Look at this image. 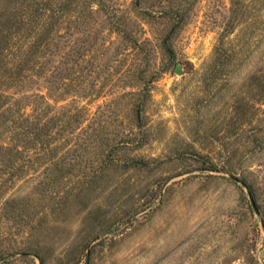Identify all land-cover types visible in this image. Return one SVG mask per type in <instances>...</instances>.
Returning a JSON list of instances; mask_svg holds the SVG:
<instances>
[{
    "label": "rangeland",
    "instance_id": "1",
    "mask_svg": "<svg viewBox=\"0 0 264 264\" xmlns=\"http://www.w3.org/2000/svg\"><path fill=\"white\" fill-rule=\"evenodd\" d=\"M0 43V264H264V0H0Z\"/></svg>",
    "mask_w": 264,
    "mask_h": 264
},
{
    "label": "trees",
    "instance_id": "2",
    "mask_svg": "<svg viewBox=\"0 0 264 264\" xmlns=\"http://www.w3.org/2000/svg\"><path fill=\"white\" fill-rule=\"evenodd\" d=\"M37 11L38 12H40V13H45V15H47V16H52V14L54 13V8L52 7V6H48L47 4H43V2L42 1H40V4H39V6H37ZM116 31H121L120 30V27L119 26H117L116 27ZM0 45H1V43H0ZM4 50L3 49H1L0 48V53H2ZM165 51L171 56L172 55V53H173V50L170 48V47H168V46H166L165 47ZM140 108L137 110V121H138V123L140 124V116H139V114H140ZM37 137V136H36ZM38 138V137H37ZM137 163H142V162H138L137 161ZM142 165H144V164H142ZM205 166L204 167H202V168H200V169H204V170H209V171H212V170H216L217 169V167L213 164V163H211V162H206L205 164H204ZM244 182H245V184L248 186V188L250 189V191H251V193H252V195L254 196V198H255V201H256V204H257V206H258V208H259V210H260V205H258V202H257V195H256V193H255V191H254V188L252 187V185L250 184V182H248L246 179H242ZM264 223V222H263ZM35 256L36 257H38L39 258V260H41V257H40V255L38 254V253H35Z\"/></svg>",
    "mask_w": 264,
    "mask_h": 264
},
{
    "label": "water",
    "instance_id": "3",
    "mask_svg": "<svg viewBox=\"0 0 264 264\" xmlns=\"http://www.w3.org/2000/svg\"><path fill=\"white\" fill-rule=\"evenodd\" d=\"M177 68H179V65L177 66ZM176 72L180 73V70L177 69ZM221 174L226 175L228 178H230L231 180L237 182L238 184L242 185V186L245 188L252 210L254 211V213H255L256 215H259V209H258V207H257V204H256V202H255V199H254V197H253V195H252L250 189H249L248 186L245 184V182H244L241 178H239L238 176H235L234 174H229V173H227V172H221ZM262 227H263V224H262ZM23 254L28 255L29 253H26V252H25V253H23ZM36 258H37V257H36ZM38 260H39V259H38Z\"/></svg>",
    "mask_w": 264,
    "mask_h": 264
}]
</instances>
